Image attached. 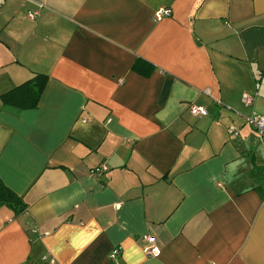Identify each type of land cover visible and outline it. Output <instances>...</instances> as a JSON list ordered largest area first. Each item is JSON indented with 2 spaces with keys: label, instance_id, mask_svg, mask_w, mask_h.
<instances>
[{
  "label": "crops",
  "instance_id": "obj_1",
  "mask_svg": "<svg viewBox=\"0 0 264 264\" xmlns=\"http://www.w3.org/2000/svg\"><path fill=\"white\" fill-rule=\"evenodd\" d=\"M36 73V107L0 97V180L26 204L0 206V264H264L242 113L264 114V0H0V96Z\"/></svg>",
  "mask_w": 264,
  "mask_h": 264
},
{
  "label": "trees",
  "instance_id": "obj_2",
  "mask_svg": "<svg viewBox=\"0 0 264 264\" xmlns=\"http://www.w3.org/2000/svg\"><path fill=\"white\" fill-rule=\"evenodd\" d=\"M132 69L141 74L148 75L153 66L146 60L136 59ZM45 79V74L36 73L32 78L15 86L0 97L3 103L7 105H13L22 109L34 108L37 106L44 88ZM2 205L12 208L15 212H21L26 209V204L21 196L0 180V206Z\"/></svg>",
  "mask_w": 264,
  "mask_h": 264
},
{
  "label": "built area",
  "instance_id": "obj_3",
  "mask_svg": "<svg viewBox=\"0 0 264 264\" xmlns=\"http://www.w3.org/2000/svg\"><path fill=\"white\" fill-rule=\"evenodd\" d=\"M42 7V4H38V9L36 10H32L28 12V17L29 18H34L35 15H37L39 13L40 8ZM170 14V9L168 7H159L155 10L154 12V18L156 20H159L161 18H163L164 16H167ZM254 101V97L252 95L246 94L244 93L242 95V102L245 106H250L252 105ZM188 108H189V112L193 115V116H203L206 115L208 113L207 109L203 106V105H199V104H194V103H190L188 104ZM244 121L246 124L252 126L258 136V139L260 141H264V114H260L257 113L256 111H252L251 114L249 115H243ZM228 131L229 133L236 135L237 134V129L234 125H230L228 127ZM108 169V165L106 163H101L97 166H95L94 168L90 169L89 174L91 176L94 177H98L100 175H102L106 170ZM145 239L148 242H152L153 241V237L151 235H147L145 237ZM145 253L149 256H155L158 254L159 252V248L156 245H150L145 247L144 249ZM117 253V250H112L110 253V258H114L115 255ZM43 261L42 262H36L33 264H45V259L46 257H43Z\"/></svg>",
  "mask_w": 264,
  "mask_h": 264
},
{
  "label": "rangeland",
  "instance_id": "obj_4",
  "mask_svg": "<svg viewBox=\"0 0 264 264\" xmlns=\"http://www.w3.org/2000/svg\"><path fill=\"white\" fill-rule=\"evenodd\" d=\"M242 113H243V114H246V115H249V114H251V109H249V108H248V109H247V108H243V109H242ZM228 127H229V126H228Z\"/></svg>",
  "mask_w": 264,
  "mask_h": 264
}]
</instances>
